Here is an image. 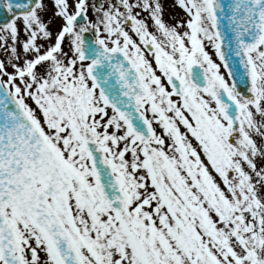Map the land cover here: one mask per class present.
<instances>
[{"label":"snow or ice","instance_id":"obj_1","mask_svg":"<svg viewBox=\"0 0 264 264\" xmlns=\"http://www.w3.org/2000/svg\"><path fill=\"white\" fill-rule=\"evenodd\" d=\"M0 264H264V0H0Z\"/></svg>","mask_w":264,"mask_h":264}]
</instances>
